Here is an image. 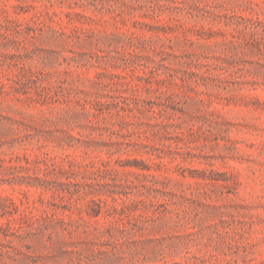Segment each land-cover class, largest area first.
I'll use <instances>...</instances> for the list:
<instances>
[{
  "label": "rangeland",
  "instance_id": "374dc122",
  "mask_svg": "<svg viewBox=\"0 0 264 264\" xmlns=\"http://www.w3.org/2000/svg\"><path fill=\"white\" fill-rule=\"evenodd\" d=\"M0 264H264V0H0Z\"/></svg>",
  "mask_w": 264,
  "mask_h": 264
}]
</instances>
